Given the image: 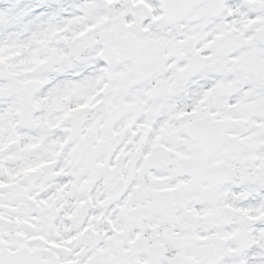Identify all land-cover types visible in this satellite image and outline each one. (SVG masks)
<instances>
[{"label": "snow or ice", "instance_id": "obj_1", "mask_svg": "<svg viewBox=\"0 0 264 264\" xmlns=\"http://www.w3.org/2000/svg\"><path fill=\"white\" fill-rule=\"evenodd\" d=\"M0 264H264V0H0Z\"/></svg>", "mask_w": 264, "mask_h": 264}]
</instances>
